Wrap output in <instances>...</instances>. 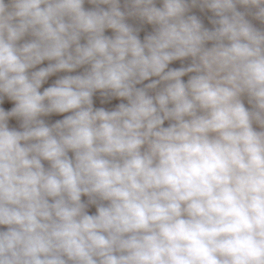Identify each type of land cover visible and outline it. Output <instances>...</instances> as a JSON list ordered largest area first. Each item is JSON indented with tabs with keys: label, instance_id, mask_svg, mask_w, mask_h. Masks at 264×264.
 <instances>
[{
	"label": "clouds",
	"instance_id": "obj_1",
	"mask_svg": "<svg viewBox=\"0 0 264 264\" xmlns=\"http://www.w3.org/2000/svg\"><path fill=\"white\" fill-rule=\"evenodd\" d=\"M0 264H264V0H0Z\"/></svg>",
	"mask_w": 264,
	"mask_h": 264
},
{
	"label": "rangeland",
	"instance_id": "obj_2",
	"mask_svg": "<svg viewBox=\"0 0 264 264\" xmlns=\"http://www.w3.org/2000/svg\"><path fill=\"white\" fill-rule=\"evenodd\" d=\"M173 66H179V62H176V64H174ZM56 77H52V78H50V80H49V84L55 79ZM186 79V78H185ZM45 86H47V85H45ZM56 118H59V117H53V118H51V119H56ZM93 211H94V209H93Z\"/></svg>",
	"mask_w": 264,
	"mask_h": 264
}]
</instances>
